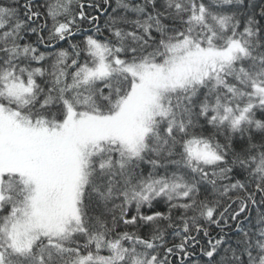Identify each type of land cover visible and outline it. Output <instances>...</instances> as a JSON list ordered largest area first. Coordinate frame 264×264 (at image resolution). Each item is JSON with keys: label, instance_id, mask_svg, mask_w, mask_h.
<instances>
[{"label": "snow or ice", "instance_id": "6c2138e0", "mask_svg": "<svg viewBox=\"0 0 264 264\" xmlns=\"http://www.w3.org/2000/svg\"><path fill=\"white\" fill-rule=\"evenodd\" d=\"M0 264H264V0H0Z\"/></svg>", "mask_w": 264, "mask_h": 264}]
</instances>
